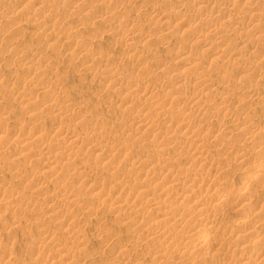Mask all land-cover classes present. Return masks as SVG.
I'll use <instances>...</instances> for the list:
<instances>
[{
	"label": "rangeland",
	"instance_id": "obj_1",
	"mask_svg": "<svg viewBox=\"0 0 264 264\" xmlns=\"http://www.w3.org/2000/svg\"><path fill=\"white\" fill-rule=\"evenodd\" d=\"M33 1L39 4L40 0ZM85 1H87V4ZM85 1L79 0V4L85 2V4L79 6L80 8H70L72 4L67 5L66 1L47 0L45 5L57 3L53 10L57 11L59 17L57 21H49L38 15L40 5H35L34 2L20 7V0H1L3 6L1 5L0 8L9 6L7 9L10 8L11 11L9 9L8 12L7 9L5 11L0 10V59L3 57L1 59L2 63H0V116H5V118L0 119V188L3 187L6 192H10L15 197L28 199L32 202V205L22 207L18 204V210H20L16 211L14 206L17 202L14 201L15 204L8 205L6 208H0V256L6 260L9 257L15 258L17 256L18 263L13 260L7 264H46L48 255L49 257L54 256L55 247H52V245L42 247L41 243H38L40 230L42 231L41 228L45 227L54 233L58 248V252H55L56 256H60L61 253L65 252L74 254L73 260L76 264H89L90 261H95L97 262L96 264H112L116 263L120 258L123 260V264H171L174 261L178 262L177 258L180 255V248L168 251L164 255L165 258L163 260L155 261L148 259L147 255L160 247L158 246V242L149 236L148 226L151 224L153 215L148 211L146 206L143 207L144 209L137 210L133 206L136 204H129L126 206L127 208L120 212L121 216L127 215L126 218L128 219L137 210V213L142 215L143 222L139 227H136L129 222H125L127 219L125 221L117 219L115 217L116 214L112 212V207L108 200L90 194V191L84 189V185L79 183L81 178L80 171L82 167H85V171L95 180L103 181L108 185H114L119 180H123V190L145 189L146 187L140 188L139 184L141 180H138L141 176L148 179L151 175L150 173L146 174L147 169L144 165L135 167L128 165V159L121 155V153H110L112 158L104 163H100L104 159L94 161V153H92L91 149L74 148L69 152L70 160L59 161V171L62 175L48 181L40 190L41 192L37 193L35 192L37 189L33 188L31 180L19 182L20 177H25L24 175L26 177H34L33 179L36 181V172L41 167L36 159L24 156L33 151L41 153L49 151L53 153L62 143L58 142L56 137H50L48 141L40 145L37 143H23L25 147L23 146L22 149L25 148V150L21 155L16 157L17 150L21 149L22 142L24 141L22 139L32 134L35 127L47 128L51 123H59L61 125L69 123L73 125V131L80 135L94 128L93 130L98 131L101 138L97 137V141H105L108 137H115L119 142H125L127 147L126 153L128 155L138 156L146 154L158 158L168 151L172 153L183 152V157H180L173 164V166L177 167L178 171L176 178L180 179L186 174H196L200 178L209 181L214 188V194L213 198L207 200L205 207H209L208 211L222 220L221 224L226 227H232L237 222L245 220L243 214H249L255 202L261 201L264 198V190L260 189L261 186L257 189L261 190L258 194L259 198L257 199V196L255 197L249 193L247 206L240 209L232 210L227 208V202L222 201L224 205H219L216 200L220 195L226 193L223 191V188L228 185L233 188V192L226 193V197L234 199L236 196L235 189L243 182V176L246 177L245 173L243 176L241 174L243 168L237 167L234 163L235 161L233 160L236 158L234 157V153L228 152V149L234 148V151L244 148L247 152L248 165L255 164L258 160L264 161V153L261 157L260 152L257 151L259 146L264 143V63L261 65L260 73H256L257 75H249L245 79L239 78L237 75L239 65L232 61V57L226 58L223 56L220 58L221 61L219 59L214 61L210 59V56H205L203 51L204 46L198 45L194 47L196 51L195 49H191L194 58L201 61L195 69L175 67L173 60L177 58L176 54L183 47H187L193 42V35H188L187 32L182 31V27H177V29L168 32L167 35H163L161 30H163L164 23L158 20L155 21V24L153 22L154 25L150 27L151 29L148 28L146 25L147 21H145L147 20V15L144 13L145 8L159 7V0H123L121 4H117L115 9L120 10V18L124 19L122 22H125L121 25V31L123 30L124 33L130 32L129 21L139 23V27H142L139 30V34L135 35L134 33L132 35V39L128 41V47L135 49V51H143L142 56L144 57H142L140 62H130L129 59L118 69V72L123 73L128 81L133 80L138 84H150L149 86L158 88L166 86L167 91H161V95L165 96L169 93L167 95L169 97L167 101H169L173 97L172 94L176 81L183 78L191 80L201 70L200 67H203L206 71V77H211L216 81L211 91L203 92L201 86L192 85L191 83L190 85H188L189 83L187 86L185 85L186 88H184L185 91H190L192 85V89L201 98L199 102L205 105L201 107L199 114L193 115L189 119V123L193 126V129H197L205 121L221 125L228 119H233L234 116L242 118L245 115L249 119L240 125L239 123H231L230 120L220 134L217 136H214V134H202L197 142H191L185 135L180 137L181 134L179 132L172 131L170 135L173 136L176 142L174 146L167 149V146L158 141L159 139H153L147 135L148 133H137L132 126L129 128V123H132L136 119L137 113L133 114L131 111L125 110V104L119 106L111 105L110 99L115 96L121 97L124 95L127 82L116 86L115 90L106 89L104 79L99 76V73L103 69V64L97 60V56L99 55L91 53L112 50L110 51L111 61L109 62L114 64H112L113 67H118L116 66L118 61L125 55L122 48L124 42L107 34L110 26L115 25V22L105 21L103 13L112 10L113 0H103L104 4L100 5L102 7L100 9V6L97 7L98 2L96 0ZM193 1L172 0V2L170 1L171 3L167 2L168 4H165L166 2L164 1L165 3H162L164 5L158 9L159 11L162 10L165 14L171 13L172 17L175 16L176 19L181 20L183 14H187L190 10ZM211 1L215 3L206 5L202 8V11L197 13L200 17L218 14L217 10H223L224 8L222 3L230 2V0ZM260 2L264 4V0H260ZM87 5L88 7L93 5L94 7L89 10ZM83 7L84 9H82ZM42 8L44 9L45 7ZM258 9V7H249L248 4L239 3L233 11H229L228 13L222 12V15H229L230 17H226L221 21H212L211 24H218L220 34L226 39L223 47H225L227 52L232 53L235 50L233 49L234 42L238 40L244 41L246 45H264V15L261 16V25L258 30L252 27V22L258 18ZM93 10L96 11L94 12ZM243 10H246V13H250L253 21H245L242 24V26L247 27L245 33H235L231 31V26L227 23V19L231 18L233 13ZM175 12L178 13L175 14ZM31 22L40 24L41 32L33 30L32 25H30ZM208 25V22L203 21L196 29H203ZM59 26L84 30L78 39L83 35L80 40L85 41V43H89L91 40L94 41L95 48L91 49L93 52L84 55H78L74 52H70V54L59 45L58 47L51 46L50 40L52 34L57 33ZM72 26L73 28H71ZM46 27L47 29H45ZM84 27L86 28L84 29ZM47 30L48 32L46 33ZM193 32H196V30ZM160 34H162L161 39L158 37ZM39 48H43V53L39 60L33 63L35 74L29 80L30 82L33 81L32 85H30L31 94L28 95L31 103L24 104V100L20 98L21 91L18 88L19 86L21 87L23 83L22 79L26 75L25 71H22L23 61L19 50H37ZM240 50V56L243 57L245 51ZM251 60L259 62V58L253 54ZM159 65L164 66L165 71L160 72V74L153 72ZM13 70L18 71L19 74L10 76V72ZM221 73L224 75L222 76ZM48 79H51V82L53 80V83L58 85L57 90L60 93L70 95L72 99L74 98L75 102L80 101L86 104L87 110L78 111L76 106L72 105V101L65 103L58 97L56 100L58 102L61 101V105H67L71 110L67 118L65 115H58L56 112H53V109L49 108L46 105L47 103H44L46 95L39 93L40 88L38 84L42 81L46 82ZM169 89L173 91L170 92L171 90ZM95 91H98L100 95L96 94L95 96ZM202 92L203 94H200ZM204 93H206V97H204ZM229 97L232 98V101L229 100ZM136 100L139 102L143 101L142 98H137ZM168 107L167 104H164L157 112L147 114L145 120L152 122L153 127L154 125L156 127L159 126L161 117L164 116L160 117L159 112L167 110ZM114 118H121L126 124L124 126H113ZM16 123L20 124V126H14ZM255 126L261 128L262 135L255 140V145L251 144V146L244 141L243 134L239 130L242 127L253 129ZM11 127H14L16 130V139L10 140L11 143H7L5 142L7 138L3 140L7 134L5 130L9 131ZM161 132H164L163 128H161ZM167 132L170 131L168 130ZM132 133H134L136 138L139 137V139L133 140ZM224 145H228L227 153L222 150ZM193 146H198L203 152V155L199 154L198 158L196 157L197 160L203 161L204 159V162H208L213 166L229 164L232 166V171L229 174L223 173L218 175L212 174L207 170L197 171L190 165V159L193 157L191 151ZM107 153L109 152L107 151ZM260 184L264 185V179L261 180ZM61 185L66 186V194H72L73 198L85 201V203L88 202L86 204L94 213L90 215L89 213L74 209L66 202H58V200L64 198L62 195L57 197L56 202L58 203L56 205L58 206L57 210L68 218V226L65 227L57 222L56 219L46 217L41 213V215L36 216V211H33L35 206L33 202L38 203L42 201L44 196L53 192L52 189H55V194L57 195L58 192L56 190L62 187ZM248 189L252 190L251 187ZM153 194L156 195L158 192L153 191ZM200 194V198H202L203 192ZM156 196L159 201L167 204L160 212L172 210L175 218H177L173 231L172 226H168L167 230L171 232L169 237H175L180 242L188 229L191 228L193 232H190L192 233L199 231L200 226L198 225V217H196L197 211L191 206L189 201L184 200L180 203H174L166 201L159 195ZM47 206V204L41 205V210L45 211L43 209H46ZM260 214V243L253 244V249L264 246V206ZM34 219L41 220L43 225L36 227V225L31 223V220L33 221ZM143 224L145 226L140 228ZM251 224L256 226L255 223ZM222 232L223 234L226 233L222 228L212 233L216 239H226L223 237ZM166 235L168 236V234ZM226 240L229 242V245H232V241L235 242L236 238L232 236L231 239ZM232 249L233 245L228 246L225 243L221 252L228 250L229 254H236L237 251L233 252ZM218 253L219 251L214 253L208 249L205 253L200 254V257L206 259L205 264H234V259L232 260ZM178 264L185 263L178 262ZM248 264H264V257L260 261L251 260Z\"/></svg>",
	"mask_w": 264,
	"mask_h": 264
},
{
	"label": "bare ground",
	"instance_id": "obj_2",
	"mask_svg": "<svg viewBox=\"0 0 264 264\" xmlns=\"http://www.w3.org/2000/svg\"><path fill=\"white\" fill-rule=\"evenodd\" d=\"M32 1L33 0H20L19 6L23 7L25 5L30 4ZM46 1L47 0H40L38 2L39 4H36L33 1L35 5H40L41 7L40 8L38 6L39 7L38 15L43 19L45 18L49 21H57L59 18L57 11L53 10L54 6H56L57 3L54 2L56 4L50 3L45 5ZM56 1L59 2L60 0H56ZM63 1H66L67 5L72 4L71 5L72 7L70 8H75V7L78 8L80 5L85 4V2L87 4V1L85 0H84L85 2L82 4L78 3L79 0H63ZM102 1L103 0H96V2H98L97 7L102 5L103 3ZM121 1L123 0H113L112 2L114 3L112 10L103 13L104 15L103 18L105 19V21L107 20L108 22H115V25L110 26L109 30L107 31V34L111 37L121 39L124 42L122 48H123V53L125 55L122 56L123 58H121L118 61L116 65L118 67H113L114 64L109 62L111 61L110 51L112 50H109L107 52L96 51L94 53L93 51H91L92 48H95L94 41L91 40L89 43H85V41L80 40L83 35L81 36L80 39H78V37L84 31L81 30L80 28L74 29L72 26L71 28H73L74 29L73 30L70 29V27L67 28L65 26H61V27L59 26L57 33L52 34V38L50 41H51V46L53 45L58 47L59 45L61 48L62 47L65 48L68 51V53L74 52L77 53L78 55H84L86 53L93 52L91 54L99 55L97 56V60L102 62L103 64V69L99 73V76H101L104 79L106 84L105 85L106 89L115 90L117 88L116 86L127 82L126 91L124 95L121 97L115 96L112 99H110V101L112 106L114 105L119 106L121 104H125V110L131 111L133 114L137 113L136 119L132 123H129V128L132 126V128H134V130L137 133H143V134L148 133L147 134L148 136H151L153 139L154 138L159 139L158 141L161 144L167 146V149H169L170 147L174 146L176 142L173 136L170 135L172 131L179 132L181 134L180 137L185 135L187 139L191 142H197L198 138H200L202 134H214V136H217L218 134L221 133L222 129L227 125V123L230 120L231 123L232 122L239 123V125L244 124L247 120H249L245 115L242 118H240L239 116H234L233 119L230 118L221 125H215L213 122L205 121L201 123L197 129H193V126H191V124L189 123V119L193 115L199 114L200 112L199 110H201V107L205 105H202V103L199 102L201 98L199 97V94H197L192 89V85L195 84L201 86V88H203L202 91L204 92V91H211V89L214 87V84L216 82L213 78L206 77V71L204 70L205 68L203 67H200L201 70H199V72L196 73V76L192 77L191 80H186V78L177 80L174 86L175 87L174 92L172 94L173 97L170 98L169 101H167V99L169 98L167 95L169 93L165 96L161 95V91L167 89L166 86H160L158 88V87L149 86L150 84L147 85L138 84L136 83V81L133 80L128 81L127 77L123 73L118 72L119 67L122 66L123 63L126 62L127 60L130 59V62H140L142 57H144L142 56L144 53L143 51H135V49L128 47L129 46L128 41L132 39V35L134 33L135 35L139 34L140 32L139 30L142 29V27L141 28L139 27V23L137 24L134 23V21H129L128 26L131 29L130 32L124 33L123 30L121 31V25H123L125 22H122L124 21V19L120 18V10L115 9V6L117 4H121ZM159 1H158V3L160 4L159 7L164 5L162 4L164 1L166 2V3L164 2L165 4H168L167 2L170 1L172 2V0H159ZM2 3L0 0V6L2 5ZM214 3L215 2L211 0H194L191 4L190 10L188 11L187 14H183L181 20L176 19L175 16L172 17L171 13L165 14L163 13L162 10L159 11L158 9L159 7L156 6L148 7V8L143 7L145 8L144 13H146L147 15V20H145L147 21L146 25L148 26V28H150L152 25L155 24V21L158 20L164 23V26L162 25L163 30H161L162 31L161 33L163 35H167L168 32L177 29V27L180 28L182 27L181 28L183 29L182 31L187 32L188 35H193L194 37L193 42H191L187 47H183L181 50L178 51V54H176L177 58H174L173 60L175 62L174 65L175 67L181 69L183 68L195 69L197 67V64H199L201 61H199L197 58H194L191 49L193 50L195 49L194 47L198 45L199 46L202 45L204 46L203 51L205 53V56H210V59L214 61L216 59H219V61H221L220 58L223 56L226 58L232 57L231 58L232 61H234L237 65H239V69L237 72L239 78L242 77L245 79L249 75H253V74L257 75L258 73H260L261 65L264 63V45L261 44L246 45L244 41L238 40L234 42L233 49L235 50L232 53H229L225 50V47H223V45L226 42V39L220 34L218 24H211V23L212 21L213 22L219 20L221 21L224 20V18L226 17H230L229 15L225 16L222 14L228 13L229 11H233L234 9H236L239 3H243L244 5L248 4L249 7L252 6L258 7L259 8L258 18L255 21H253L250 13H246V10H243L238 13H233L231 15V18L227 19V23L231 26V31L235 33H239V32L245 33L247 31V27L242 26V24L245 21L248 22L253 21L252 27H255V29L258 30V28L261 25L260 23L261 16L264 15V4L261 3L260 0H230V2L222 3V6H224V8L223 10H217L218 14L206 15L205 17H200L197 14L198 12L202 11V8L205 7L206 5L214 4ZM7 7H1L0 10L5 11ZM42 7L45 8L43 9ZM92 7L94 6L93 5L89 6L88 9L91 10ZM100 8L102 7L100 6L99 9ZM8 9L10 10V8ZM8 9L7 12L9 11ZM82 9H84V7ZM177 13L178 12H175V14ZM203 21L208 22L209 25L207 27H204L203 29L198 28L197 30L196 27L199 26V24H201ZM30 25H32L31 27L33 28V30L41 32L40 24L31 22ZM85 28L86 27H84V29ZM45 29H47V27ZM194 30H196V32L192 33V31ZM47 32L48 30L46 31V33ZM162 34L158 36L160 39L162 38L161 36ZM35 49L19 50L21 59L23 61L22 71H25L24 73L26 75L22 79L23 83L21 87L19 86L18 88L21 91L20 98L24 100L23 102L24 104L31 103V99L29 98L28 95L31 94L30 85H32L31 83L33 82V81L30 82L29 80L33 78L34 77L33 74H35V72L33 71V63L38 61L43 53L42 49L40 48H39L40 50L39 49L35 50ZM240 49H242V51H245L243 57L240 56L239 53V51H241ZM252 54L256 55L259 58V62L251 60ZM1 59H3V57ZM1 59H0V63H2ZM163 71H165V68L162 65H159V67H156L153 70V72L159 74L160 72L162 73ZM18 74H19L18 71L13 70L10 72V76L18 75ZM221 75L223 76L224 74L221 73ZM50 80L51 79H48L47 80L48 82L46 80H45L46 82L42 81L38 85L40 88L39 93L46 95L45 98L46 100L44 101V103L45 104L47 103L46 105H48L49 108H52L53 112H56V114L58 115H65L66 118L69 116L68 114L71 110L70 107H68L67 105H61V101L58 102L56 100L58 97H60V99H62V101L65 103L68 101H72L71 102L72 105L76 106V109L78 111L87 110L86 104H83L80 101L75 102L74 98L72 99L70 95L60 93V91L57 90L58 85L53 83L54 82L53 80L52 82ZM190 83L192 84L190 91H185L184 90V88H186L185 85L186 86L187 84L190 85ZM172 91L173 90H171L170 92ZM203 92L200 94H203ZM96 94L100 95L98 94V91L95 93V96ZM204 94H205L204 97H206V93ZM137 98H142L143 101L139 102L136 100ZM229 100L232 101V98L229 97ZM159 103L161 104L159 105ZM164 104H167V106L169 107L167 110H162L161 112H159L160 117L162 115L164 116L161 117V123L159 124V126L156 127L154 125L153 127V123L150 121H146L145 116L151 112L153 113L157 112ZM1 118L3 119L5 118V116L1 115L0 119ZM125 124L126 122H123L121 118H114L113 120V126L114 125L124 126ZM14 126L19 127L20 124L16 123V125ZM161 128L164 129V132H161ZM93 129L89 131H85L80 135L73 131V125L69 123L62 125L59 123H51V125L47 128L35 127L32 134L22 139L24 141L22 142L21 149H19V151L17 150L16 157L21 155V153L25 150V148L22 149V147L25 145L23 143H30V144L37 143L40 145L48 141L50 137H56L57 141L61 142L62 144L61 146L57 147L53 151V153H50L49 151L44 153L33 151L31 153H28L27 156L25 155L24 157H30L36 159L38 163L41 165V167L36 172L37 173V177H35L36 181L35 179H33L34 177L32 176L26 177V175H24L25 177H20L19 182L20 181L26 182L27 180H31L33 184V188L37 189L35 192L37 193L41 192L40 190L45 184L48 183V181L54 179L55 177L58 178L62 175L61 172L59 171V161L70 160L69 152L74 148L91 149L92 153H94L93 155L94 161H99V159H104L103 162L101 161L100 163H104L108 159H111L112 156H110V153L111 154L121 153V155H123L124 157H126V159H128L127 160L128 165L132 167L144 165L145 168L147 169L146 174L148 173L151 174L148 179L143 178L142 176L138 179L139 181L140 180L142 181V182L140 181L139 184L140 188L146 187L145 189H141V190L139 189L140 191L125 190V189L123 190L122 189V186L124 185L123 180L121 181L119 180L114 185H108L103 181L95 180L91 175H89L88 172L85 171V167H82V170L80 171L81 178L79 180V183L84 185V189L89 190L90 194L98 198L102 197V199L108 200L109 204L112 207V212L116 214L115 217L117 219H120V221L122 220L125 221L127 219L126 218L127 215L121 216L120 212L123 209L127 208L126 206L129 204L132 205L136 204L133 206H135L137 210L144 209L143 207L145 206L146 208H148V211L153 215L150 222L151 224L148 226V233L150 238L156 240L158 242V246L160 247L153 253L148 254L147 255L148 259L155 261L163 260L165 258L164 255L168 251L177 250L178 248H180V252H179L180 255L178 256L177 261L179 263H185V264H205L206 259L200 257V254L205 253L208 249H210L214 253H217L219 251L218 254H221L222 256H227L232 260L234 259V264H248L251 260L260 261L261 258L264 257V246L253 249V244L260 243L259 239L261 235L259 233V227H260L259 225L261 219L259 218V216L261 215L260 211L264 206L263 205L264 198H262L261 201L255 202L254 207L249 214L246 213L243 214L245 220L237 222L236 224L232 225V227H226L223 224H221L222 223L221 219H219L213 213L208 211L209 207L208 208L205 207V203L207 202V200L209 198H213V194H214V190H213L214 188L209 181L200 178L196 174L193 175L186 174L182 176V178L180 179L176 178L178 171H177V167L173 166V164L176 163L180 157H183L182 156L183 152L172 153L168 151V152H164L163 155L158 158L154 156H148L146 154H140L138 156L128 155L126 153L127 147L125 145L126 144L125 142H119V140L115 137H108L107 140L105 141L102 140L97 141L96 140L97 137L100 138L99 132ZM168 130L170 132H167ZM15 131L16 130L14 129V127L13 128L11 127L9 131H7L6 129L5 132H7V134L5 135L3 140L7 138L5 141L7 143L10 142V140H15L16 139ZM239 131L241 132V134H243L244 141L250 145L251 144L255 145V140L261 137L262 135V130L258 126H255V128L253 129H251L250 127H242ZM132 137L133 140L139 139V137L136 138L134 133H132ZM193 147L191 148L193 157H191L190 159V165H192V167H194L197 171L207 170L208 172L212 174L214 173L216 175L223 173L229 174L230 171H232V166L229 164H221V165L213 166L210 165L208 162H204V159L203 161L200 159L197 160L196 157L199 154L203 155V152L198 148V146H193ZM227 149H228V145L227 146L224 145V148H222V150H224V152L226 153H227ZM233 149H228V152L234 153L235 155L234 157L236 158L233 161H235L234 163L236 164L237 167L243 168L241 174L243 176V174L245 173L246 177L243 176L244 178L243 182L241 183L240 186H238L235 189L234 192L236 196L234 197V199H230L226 197V193L233 192V188H231V186L229 185L223 188V191L226 193L220 195L216 199L219 205H224L222 204V201L227 202L228 203L226 204L227 208H230L232 210L246 207L249 193H251L255 197L257 196L258 199L259 198L258 194L261 192V190H257V189L262 186L260 189L264 190V185L260 184L261 180L264 179V161L258 160L255 164L248 165L249 162L246 157L247 152L245 151V149L239 148L234 151ZM107 151L109 152L107 153L108 156L106 154ZM257 151L260 152L262 157L263 156L262 154L264 153V143L259 146V149ZM61 186L62 187L56 190V192H58L57 195L55 194V189H52L53 192L44 196L43 200L40 201L41 203L33 202V204L35 205L33 211H36V216L42 214L45 215L46 217L56 219L57 222H59L65 227L68 226L69 224L68 218L62 215L57 210L58 206L56 204L58 202L61 203L66 202L70 204L69 206L73 207L74 209L89 213L90 215L94 213V211H92V209H90L89 206L86 204L88 202L85 203V201H80L76 198H73L72 194L70 195L66 194L65 193L66 186L64 185ZM249 187H251L252 190L248 189ZM153 191H157L158 194L156 195H159L161 198L165 199L166 201H171L174 203H180L184 200L189 201L191 203V206L197 211L196 217H198V225L200 226L199 231L192 233L193 232L192 229L191 228L188 229L180 242H178V239L175 237H169L171 232L167 230L168 226L171 225L173 231L175 229L177 218H175L174 212L172 210L170 211L165 210L163 213L160 212L162 208L165 207L167 204H165L163 201H159L158 197L153 194ZM202 192H203V197L200 198L201 196L200 193ZM62 195L64 198L56 202L57 197ZM14 201L17 202L16 205L14 206V209L16 211L20 210V209L18 210V204L21 205L22 207H28L32 205V202H30L28 199L15 197L10 192H6V190H4L3 187L0 188V208L2 207L6 208L8 205L10 206L15 204ZM45 204H47L48 206L46 207V209H43L45 211H42L40 206ZM137 210L134 211L133 215L129 216L125 222H129L130 224L139 227V225H141L143 221H142V215L137 213ZM31 223L36 225V227L39 226L41 227L43 225V222L39 219H34L33 221L31 220ZM250 223H255L256 226H253L252 224L250 225ZM143 226H145V224H143L140 228H142ZM221 228L224 229V231L226 232L224 234L222 232L223 237H225L226 239H231L232 236H235L236 241L235 242L232 241L231 244L233 245V249H232L233 252L237 251L236 254L234 255L233 253L229 254L228 250H224L221 252V249L223 248L225 243H227L228 246H232L229 245V242L226 239L224 238L216 239L215 236L213 235L212 232L221 230ZM41 229L42 231L40 230L38 243H41L42 247H44L45 245H52V247H55V252H58L54 233L45 227H42ZM166 234H168V236ZM55 252L53 253L54 256L52 257L51 256L49 257L48 255V257L46 258L47 259L46 264H76V262L73 260L74 254L65 252V253H61L60 256H56ZM13 260L18 263L17 256L15 258L9 257L7 260L1 258L0 256V264H7L8 262H11ZM178 262L174 261L171 264H178ZM96 263L97 262L95 261H90L89 264H96ZM123 263H124L123 260L120 258V260H117L116 263H112V264H123Z\"/></svg>",
	"mask_w": 264,
	"mask_h": 264
}]
</instances>
